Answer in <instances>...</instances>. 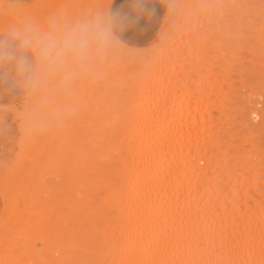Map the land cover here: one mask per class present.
<instances>
[{"label":"bare ground","instance_id":"bare-ground-1","mask_svg":"<svg viewBox=\"0 0 264 264\" xmlns=\"http://www.w3.org/2000/svg\"><path fill=\"white\" fill-rule=\"evenodd\" d=\"M162 1L175 7L138 47L112 31V0H65L63 12L76 14L69 36L74 30L85 41L76 72H68L67 54L43 28L39 34L15 13L0 16V35L27 44L38 64L21 115L33 143L29 166L23 169L20 156L0 171V264H264V149L257 136L264 126L251 122L254 110L239 117L251 135L227 133L222 104L212 109L210 92L199 89L210 85L218 101L227 95L214 64L221 55L208 62L183 51H196L208 33L209 47L226 36L252 47L247 62L261 65L264 38L246 30H264V0ZM256 45L261 49L253 51ZM88 76L95 83L84 87ZM121 89L126 101L118 107ZM76 101L87 114L85 121L77 113L80 130L87 125L89 132L80 131L88 137L81 142L80 123L73 126L75 115L67 114ZM76 142L89 147L77 155ZM68 148L76 162L81 157L74 168ZM47 160L58 179L43 186Z\"/></svg>","mask_w":264,"mask_h":264},{"label":"rangeland","instance_id":"rangeland-1","mask_svg":"<svg viewBox=\"0 0 264 264\" xmlns=\"http://www.w3.org/2000/svg\"><path fill=\"white\" fill-rule=\"evenodd\" d=\"M163 3H164V6L166 8L165 15L167 14V11H168V13L172 12L173 7H175V5L172 4L173 5V7H172L170 4H168L166 2H163ZM64 4H65V0H40L39 2H37L36 4H34L32 6L18 8V7L10 6V5L5 4L4 2L0 1V16H3L4 14L15 13L16 15L19 16V20H21V21L27 23L28 25H31L32 27H34L38 33L40 32V28H43L48 34L53 36L54 41L58 40L60 42V45L62 46L63 50L65 51V54H67V62H66L67 64H65V67H67L68 72H76V63H77V60L82 57V53H84L85 41L76 38V36H73L72 33L74 32V30H71L72 32H71V35L69 36V30L68 29L71 27V25H73V20L76 18V14L73 13V9L71 7L68 11L63 12L62 8L64 7ZM168 7H169V9H167ZM171 7H172V9H171ZM64 14H66L65 15L66 17L64 16ZM263 19H264V17H263ZM83 22L85 24H87L88 19L83 21ZM263 23H264V20H263ZM200 25H202V24H200ZM62 26H64V27L62 28ZM204 28H205V26L203 25L202 29H204ZM263 28H264V26H263ZM227 32L231 33V31H226L225 33H227ZM233 32L237 33V31H233ZM246 33L252 37L260 34V36L264 38V30H260L259 28L253 30V28L251 27V24L247 25ZM208 35H209V33H208ZM208 35L205 36L204 44L200 43L196 51H194L191 48H188V49L183 50V51L184 52L186 51L185 53L188 54V57L191 55L194 56V54L196 52L200 56H203L205 54V59L208 60V62L209 61L213 62L215 59V56L221 55L220 61L218 63H214V64H215V66L218 69V72L220 74V76H219L220 85L224 86V89H225L227 95L222 97V98H219L220 101H218V100H215L214 97L212 96L214 94H212L211 90L209 89L210 85H206L208 87V89L203 88L202 85L199 87V89H201L200 91L207 90L208 92H210V96L212 99L209 101L210 102L209 105L212 107V109H218L219 105L222 104V106L220 108L223 109V113L225 112L228 115L227 133H230V132L236 133V132L242 131L243 135H251L248 130L242 129L239 117H240L241 113H245V112L248 113L249 111L257 110V113L251 112L252 114L250 116V120L254 124H257L259 126H261V125L264 126V62H262L261 65H257L259 62H257V64L255 62V64H253V66H252L250 64V62L249 63L247 62L248 57H246L247 54L249 55V53H247V50L249 51V49L252 47H250L246 50L245 46H241L239 44L234 45L232 43L233 41H231V38H228L226 36H223L221 38V42H219L218 45L209 47V45H212L213 41ZM11 38H13V37H11ZM22 44L25 46L24 43H22ZM148 44H146L144 46H147ZM260 44H262V43H260ZM229 45H231V50L229 49ZM138 47H143V46H138ZM257 49L259 50L261 48H259V46L256 45L255 48H253V51H257ZM262 49H263L262 53L264 56V44H262ZM27 50H29V52L32 56V60H33V78L27 87V89H30V87L34 83V80L36 78V72L38 69L36 70V64L37 63H36V59L34 57L33 52L28 48H27ZM191 60L195 61L194 58H191ZM88 61H89L88 59H85V61H83L82 64L86 63V65H87L90 63L91 60L89 62ZM100 61H101L100 59H96L95 62H100ZM253 61H254V58H253ZM244 62H247L248 66L247 65L244 66ZM37 68H38V64H37ZM72 74H75V73H72ZM69 76L72 77V75H69ZM197 77L198 76L194 73L188 76V86H190V89L195 88L193 86L194 85L193 83H195V80L197 79ZM75 78H76V76L74 77V79ZM90 80H93V79H91V76H88L87 79H84V78L82 79L84 87H87ZM94 83H95V81L93 80V84ZM1 85L2 84H0V169L5 168V167H10L12 165V163L16 160V158H18L19 156H23L22 161H24V163L22 166L24 167L23 169H26L29 166V160L27 162V159H29L28 155L30 154V152H32L33 143L31 141L27 142V140H26L25 146L21 148V146H19V140H21V139L25 140V136H27V134H28L27 130L25 128L23 129L25 117H23V116L21 117L22 113L27 112L26 103L24 102V100L26 99V97L24 96V93H26L27 91L25 92L24 91L25 89H24L22 92H20L19 96L15 97L14 99L10 98V97L7 98L5 96L6 94L3 93V86L1 87ZM72 86H74V88L76 87V85H74V83H73V85H71V88H70V86H68L69 87L68 92H69V90L72 91L71 89L74 90V88H72ZM38 87H39V89H44L42 86H38ZM198 93H201V92H198ZM124 94H125V91L123 89L118 91V98L120 99L119 102L117 103L118 107H121L122 104L126 101V99H121L124 97ZM200 95H202V94H200ZM203 95H205V94H203ZM75 98H78V97L75 96L74 100H76ZM78 101H79V99H78ZM76 104H79V102L77 103V101H76V103H75V106L78 107V105H76ZM70 106H72V105L70 104ZM76 107H74V110ZM79 107L76 109L78 111L75 110L76 114L74 113V111H73L74 114L72 113V115L67 113L70 118L75 115V117H73V118H75V120H73V118L70 119L73 126H76V124L78 125V122L80 123L79 124L80 126L78 125L79 127L77 126L78 128L76 127V129H75L76 135L78 133V132L76 133V131H79V134L77 135V137L80 136V134H82V132L80 133V131L83 130V128L81 130H80V128H81V126H83L84 123L83 122L81 123L80 121L82 119L85 120V116H87V114L85 115L84 110L82 111V114L84 116H82V114L80 112L82 110V108H81L82 106L80 108ZM200 108H202V106H200ZM239 108H241V110H239ZM66 109L69 110L70 108L66 107ZM124 109H126V108L124 107ZM64 111H66V110H64ZM70 111H71V109H70ZM30 112L32 113L33 111H30ZM78 112H79V119H81V120H78L76 123V119H78V115H77ZM255 114H257V115H255ZM76 115H77V117H76ZM34 117L38 118L37 116L30 114L29 118H27V119H34ZM74 122H75V124H74ZM84 127H85V125H84ZM85 130H86V132H88L87 125H86ZM85 130H83V132H85ZM86 135H87V133H86ZM257 136H259L258 143H260L259 144L260 148L264 149V133L258 134ZM257 136L255 135L253 137H257ZM77 137H75V139H77V141H78ZM79 138H80V142H81V139L86 140L88 137H85V135L82 134V136ZM75 139L72 142L73 144L75 142ZM89 140H90V138H89ZM77 143L79 144V142H76V145H77ZM83 143L84 142L82 140V144ZM87 143L88 142H86L85 146L82 145L83 147H85L84 148L85 150L87 148L86 146L89 145ZM73 144H71V147H73ZM227 144H229V143H226V145ZM79 146H80V148H79ZM79 146L78 145L76 146L77 150L75 151L76 152L75 154H77V152L79 154V150L82 147L81 145H79ZM68 149L69 150H66L67 155H68V152L71 150V152H69L68 157L71 158V160H72L75 158L73 156V152H72L73 148L72 149L68 148ZM74 149H75V147H74ZM27 150H28V152H27ZM70 153H72V156L70 155ZM80 153L82 154L81 150H80ZM68 157H67V159H68ZM52 158H54V157H52ZM76 158H77V156H76ZM79 158L81 160V157L78 156V160H79ZM75 160L76 159L73 160V164L71 162V164H72L71 166L76 165L78 163V160H77V162ZM74 161L76 162V164ZM27 163H28V165H27ZM44 163H46V164L45 165L43 164L44 166H42V169H45V170L44 171L39 170L40 172H42V177L44 176V174L46 172L48 173V174L46 173L47 175L44 176V180L42 181L43 186L46 185L45 183L51 184V182L48 183V180L54 181V179H55V176H54L55 172H54V168H53L54 165L51 164V160H47V162H44ZM69 165H70V163H69ZM49 166L52 167V173H49V172H51V170L47 169V168H49ZM81 166H79L77 168H80ZM67 167H68V164H67ZM73 168H74V166H73ZM77 168H75V169H77ZM50 174H52L51 176H53V179H51L52 177L49 176ZM46 178H48V180ZM56 179H58V178L56 177ZM41 180H42V178H41ZM50 191L51 190H49L48 193H50ZM0 195H1L0 196V213L2 214L5 200H4V197L2 196L1 192H0ZM24 201H25V199L22 202H24ZM0 218H1V216H0ZM36 242H38V243H36ZM34 243H35V245H38L37 246L38 248L40 247L39 245H41V241L39 242V239L34 240Z\"/></svg>","mask_w":264,"mask_h":264},{"label":"crops","instance_id":"crops-1","mask_svg":"<svg viewBox=\"0 0 264 264\" xmlns=\"http://www.w3.org/2000/svg\"><path fill=\"white\" fill-rule=\"evenodd\" d=\"M0 1L10 6L23 8L32 6L40 0ZM165 11L166 8L161 0H112L109 6L108 20L112 31L122 42L131 46H144L156 35ZM15 38L10 35H0V84H2L1 87L3 86L5 96L13 99L19 96L24 89L25 92L30 90L27 87L33 78V60L27 50L30 48L23 41ZM24 128L26 129L25 125ZM26 140L27 136H25V140H19L21 148L25 146ZM19 158L20 156L11 166ZM10 167L2 168L0 171Z\"/></svg>","mask_w":264,"mask_h":264}]
</instances>
